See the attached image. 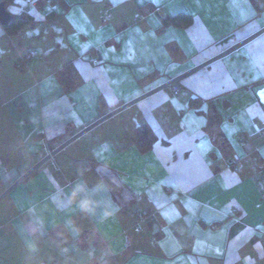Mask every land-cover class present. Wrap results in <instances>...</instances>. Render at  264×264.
I'll return each instance as SVG.
<instances>
[{
	"label": "crops",
	"instance_id": "obj_1",
	"mask_svg": "<svg viewBox=\"0 0 264 264\" xmlns=\"http://www.w3.org/2000/svg\"><path fill=\"white\" fill-rule=\"evenodd\" d=\"M5 9L0 264H264V0Z\"/></svg>",
	"mask_w": 264,
	"mask_h": 264
},
{
	"label": "trees",
	"instance_id": "obj_2",
	"mask_svg": "<svg viewBox=\"0 0 264 264\" xmlns=\"http://www.w3.org/2000/svg\"><path fill=\"white\" fill-rule=\"evenodd\" d=\"M191 22V18L189 16H184V15H178L174 19L170 20V23L174 25H188ZM19 27H21V21L16 19V24L11 23L10 25L7 26V30L10 31H15ZM148 131L144 128H139L136 130V140L138 145L142 149L147 148V141H148Z\"/></svg>",
	"mask_w": 264,
	"mask_h": 264
},
{
	"label": "built area",
	"instance_id": "obj_3",
	"mask_svg": "<svg viewBox=\"0 0 264 264\" xmlns=\"http://www.w3.org/2000/svg\"><path fill=\"white\" fill-rule=\"evenodd\" d=\"M11 1L12 0H0V2H4L5 4L7 2L10 3ZM25 1L27 3H31V4L35 2V0H25ZM104 19H108V15L106 12H104ZM13 22H14V24H16V19L12 20L11 23H13ZM27 59H28V56L21 55L19 57V60H18V65H22ZM93 62L97 63V60L94 59ZM178 79H179L178 77L170 78L163 83L162 87L168 89L173 95H177L181 90ZM55 168H56V171H59V168L57 166H55ZM134 231L138 232L139 230H138V228H135Z\"/></svg>",
	"mask_w": 264,
	"mask_h": 264
},
{
	"label": "water",
	"instance_id": "obj_4",
	"mask_svg": "<svg viewBox=\"0 0 264 264\" xmlns=\"http://www.w3.org/2000/svg\"><path fill=\"white\" fill-rule=\"evenodd\" d=\"M12 21V16L10 14H8V12L5 9V3L4 2H0V24L4 27H7ZM264 89V83L260 84L258 86H255L253 88V93L255 95L258 94V92L262 91ZM264 107V104H263Z\"/></svg>",
	"mask_w": 264,
	"mask_h": 264
}]
</instances>
